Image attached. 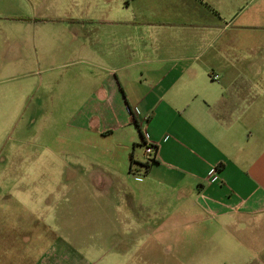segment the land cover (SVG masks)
Returning <instances> with one entry per match:
<instances>
[{
    "label": "crops",
    "instance_id": "1",
    "mask_svg": "<svg viewBox=\"0 0 264 264\" xmlns=\"http://www.w3.org/2000/svg\"><path fill=\"white\" fill-rule=\"evenodd\" d=\"M22 109L68 116L81 172L116 187L92 210L60 208L59 224L48 206L6 193L0 264H86L98 238L68 251L83 243L82 212L113 243L203 226L187 240L194 251L178 246L182 264H264V237L219 238L248 252L195 248L213 242L207 226L264 211V0H0V113ZM140 131L156 147L148 169L132 165L149 161L135 157ZM126 252L106 264H141Z\"/></svg>",
    "mask_w": 264,
    "mask_h": 264
},
{
    "label": "rangeland",
    "instance_id": "2",
    "mask_svg": "<svg viewBox=\"0 0 264 264\" xmlns=\"http://www.w3.org/2000/svg\"><path fill=\"white\" fill-rule=\"evenodd\" d=\"M21 101L22 105L27 106L33 99L25 96ZM67 118L68 116L60 115H33L23 111V109L16 113L6 111L0 113V205L2 202L4 205L12 203V197L6 196V193L14 194L16 197L19 194L26 202H37L43 206H48L49 210L46 213L59 224V219L65 213L61 209L83 206L84 209L92 210V204L97 205L99 199L104 197L101 196L103 194L99 190H115L116 184L112 188L109 180H105L106 183L103 187H98L97 180L90 171L81 172L80 163L75 156L77 154L75 142L70 143L72 137L65 135ZM138 144H140V140ZM135 150L136 160H144L145 146L137 145ZM107 165L111 166L112 164L107 163ZM83 166L87 167V164H83ZM117 171L122 172V175L125 176L129 168L117 169ZM105 176H108V173ZM33 191H35V195L32 194ZM67 215L69 221L71 213L68 212ZM81 216H85V220L78 223L81 225L78 226V235H82L83 243H74V248L68 251L73 256L77 250L78 253H81L80 250L83 249L85 252L86 247L93 244L88 243L89 240L94 241L95 238H98L100 243H98L93 254L96 255L97 251L100 252L88 259L86 264H95V261L97 264H106L110 257L122 250H127L126 254H135L137 260L141 256V264H182L183 260L175 259L178 246L181 252H192L194 251V243L187 242V240L191 236L193 238L200 236L199 234L201 236L204 234L201 232L203 226L196 233L192 231L193 229L184 227L178 235L177 230L171 231L172 228L166 225L164 229H169V233H164L165 241L163 242H148L149 239L142 243H113L116 238H113V241L112 239L108 241L110 238L98 230L99 221H91L93 212H82ZM226 222V220L219 221L213 226L212 232L210 231L211 228L207 226L208 231L205 235L212 237L213 242L208 244L196 243L195 248L200 246L198 249L200 252H213L218 256L221 253L226 254L236 250L248 252L251 248L247 245L241 246L232 241L219 242V238L224 236L230 238L233 236L264 237V211L245 218L243 222H236L232 226L229 225L230 222ZM223 223L228 224L229 227L222 226ZM102 229L106 228L102 227ZM121 231L122 228H120ZM178 236L184 241L176 243L174 238ZM117 239H124V237H117ZM22 245L26 246L25 244ZM59 251L58 257L62 259L63 251L61 249ZM214 260L215 258H212L210 261ZM4 261L7 262V260ZM16 262L17 258H15Z\"/></svg>",
    "mask_w": 264,
    "mask_h": 264
},
{
    "label": "built area",
    "instance_id": "3",
    "mask_svg": "<svg viewBox=\"0 0 264 264\" xmlns=\"http://www.w3.org/2000/svg\"><path fill=\"white\" fill-rule=\"evenodd\" d=\"M145 154L147 155V158L149 160L155 159L156 147H154L151 144L146 143V145H145Z\"/></svg>",
    "mask_w": 264,
    "mask_h": 264
},
{
    "label": "trees",
    "instance_id": "4",
    "mask_svg": "<svg viewBox=\"0 0 264 264\" xmlns=\"http://www.w3.org/2000/svg\"><path fill=\"white\" fill-rule=\"evenodd\" d=\"M140 133H141V137H142V146H145L146 145V141L144 139V135L142 134L141 131H140ZM152 162L154 163V162H156V160L155 159H151V160H149L146 163H142V162H136L134 160V158H132V165H134L135 163H139V164H142L143 166H145L146 169H148L150 167V163H152Z\"/></svg>",
    "mask_w": 264,
    "mask_h": 264
}]
</instances>
